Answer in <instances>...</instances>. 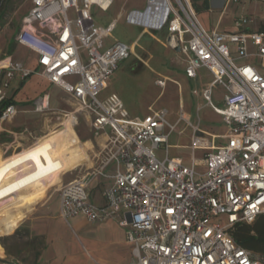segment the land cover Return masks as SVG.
Masks as SVG:
<instances>
[{
  "label": "built area",
  "instance_id": "obj_1",
  "mask_svg": "<svg viewBox=\"0 0 264 264\" xmlns=\"http://www.w3.org/2000/svg\"><path fill=\"white\" fill-rule=\"evenodd\" d=\"M29 2L15 42L36 57L37 69L0 62V121H10L17 113L13 104L2 106L10 82L36 73L61 89L78 111L91 115L89 129L94 135L110 130L99 168L60 187L61 217L81 215L91 223L115 220L132 247L131 264H264V257L239 247L228 233L234 225L251 224L264 214V32L250 35L261 73L257 66L236 63L250 56L244 33L207 32L192 0H146L144 11L125 15L130 25L165 29L188 55L189 79L196 78L200 68L213 75L202 96L228 126L227 143L213 146L194 134L192 165L185 166L168 156L167 142L175 125L166 121L165 111L130 118L116 95L97 97L130 55V46L120 42L104 47L115 23L97 27L90 14V7L106 11L113 0ZM249 21L238 18L235 26ZM156 83L165 85L164 80ZM217 85L226 91L222 107L211 98ZM46 108L45 96L35 100L34 110ZM161 147L165 155L159 159L154 152ZM197 150L204 151L200 161L193 157ZM95 177L111 180L102 192V206L90 202L87 191ZM0 264L23 263L9 257Z\"/></svg>",
  "mask_w": 264,
  "mask_h": 264
},
{
  "label": "crops",
  "instance_id": "obj_2",
  "mask_svg": "<svg viewBox=\"0 0 264 264\" xmlns=\"http://www.w3.org/2000/svg\"><path fill=\"white\" fill-rule=\"evenodd\" d=\"M29 7L27 11L30 9L31 4L29 0ZM247 1H255L261 4H264L262 0H237V1H228L224 2L223 0H192V4L194 10L197 13V17L199 20V14L205 12V21L200 23L203 28L207 32H214L218 34H229V33H239L243 32L246 36L247 41V53L250 55L246 59L237 60V64H249L255 66L259 64V61L254 56L256 54V47L254 46L250 35L253 32H264V18L258 16L255 12H253L250 16H244L242 11L245 8ZM115 4L113 0L112 5L108 8L110 10ZM236 5V15L231 14L230 19H225L227 16L228 8L232 5ZM125 3H123L120 7L121 11H124ZM96 6L90 7L91 9ZM98 8V7H96ZM99 9V8H98ZM238 9H240L239 12ZM100 10V9H99ZM102 11V12H107ZM24 13V15L27 13ZM132 11V10H130ZM129 12V11H128ZM127 12V13H128ZM126 13V14H127ZM213 14L217 15L216 23L212 26L208 21V15ZM241 14V15H240ZM240 15V16H238ZM241 17L248 18L250 21L241 26H235V20ZM94 21V20H93ZM115 23V21H112ZM110 22V23H112ZM109 23V24H110ZM95 24V23H94ZM108 24V25H109ZM128 24V23H127ZM96 25V24H95ZM97 27H102L98 26ZM137 26V25H136ZM21 27V20L19 24V31ZM106 27V26H105ZM104 28V27H103ZM150 30L143 29L142 34H149V36L157 41L151 33ZM152 31V30H151ZM163 31V30H159ZM166 31V30H165ZM16 33H14V41L16 37ZM138 36L135 41L129 44L130 46V55L134 54L135 47L138 46V40L141 37ZM111 37H106L104 39V47L111 46L113 41L106 46L105 41ZM166 41L159 42L164 48H168L176 55H173L167 64L166 69L156 70L149 66V60L152 58L151 53H146L145 56H148L146 59H143L137 55V63L140 66H145L150 69L152 73L156 75L154 79V85L159 89L163 90L167 87V83H173L177 86V89L180 93H182L183 88L181 81L182 74L185 75L186 79H189L185 74V65L188 60V55L184 52L180 51L176 52L174 50L175 42L173 38L165 34ZM171 38V39H169ZM18 52L26 55V60H16L13 58L12 54L8 51L6 54H2L4 58H0V62L7 64L9 62H19L25 68L30 70H36V57L29 52L24 47L18 45ZM229 46L233 52V45L229 43ZM12 49V48H11ZM234 53V52H233ZM129 55V56H130ZM1 56V51H0ZM7 61V62H6ZM245 62V63H242ZM209 77V81L203 83V78ZM158 80H164L165 85L160 87L157 85ZM194 81V84L199 86L200 90H192V95L195 97L201 98L205 103L204 105H198L196 108L197 119L195 123H192L190 120V116H184V112L180 114L179 118L175 122V126L180 122L185 124V127L189 129L190 134L188 136L189 142L183 145H168V156L169 149L171 147L183 149L187 153L179 154L174 156H169L170 158L180 159L183 165L191 166L192 159L191 154L192 150L191 143L194 134L199 135L206 139V141L212 142L213 146H222L227 143L226 134L228 132V126L224 122V119L221 115L217 114L214 109L206 102V100L202 96V92L213 82V75L205 68H200L197 71L196 78L189 79ZM107 87V86H106ZM50 90V91H49ZM214 90L218 93L217 101L222 103L223 106V96L226 91L223 87L217 85L211 91V98L214 104ZM196 92V94H194ZM6 101L9 104H13L17 110L16 116L10 120L1 122L0 121V157L6 158L9 155V152H15L23 149H27L31 155L35 156L45 167L46 176L43 182L44 185L48 183L52 185H58L56 190L73 180H78L85 177L87 174L92 172L93 170L99 168L104 155L105 148L108 142V138L110 136V130L106 129L99 133L98 135H94L90 129L89 124L91 121V115L87 112L78 111V106L73 102L61 89L50 84L47 80L42 79L40 76L36 75L33 77V74L26 78L25 80H20L16 78L12 80L9 84V88L6 91ZM116 95V94H111ZM45 96L47 98V108L41 112L34 110V102L38 98ZM66 96V98H65ZM110 96V95H109ZM122 105L126 110L128 116L130 118H143L149 115L153 111H161L162 109H157L154 107L156 103V99L154 101H148L145 104L147 105L144 111L140 114L133 113L128 110L122 101V99L116 95ZM108 97V96H107ZM106 97V98H107ZM66 99V100H65ZM70 101L71 106L73 108L72 111H69L68 116H74L76 118V124L73 126L74 130H66L64 128V122L61 123L60 127L55 131L45 135V130L47 126V120L51 117L56 118L59 116L57 114L58 111L61 113L64 110H56L59 106H62V102ZM180 100V98H179ZM182 105V104H181ZM215 105V104H214ZM208 106L211 108L213 113L219 117L221 124L223 125V129L219 132L211 130V129H202L200 126V117L198 113L200 110ZM216 106V105H215ZM218 107V106H217ZM166 113V112H165ZM67 116V117H68ZM83 124V125H82ZM173 125V124H172ZM84 126V127H83ZM76 127V128H75ZM185 127L178 132V135H182L185 132ZM195 128L198 129L196 132ZM76 130V131H75ZM164 132H167L165 129ZM174 132V131H173ZM40 134L39 145L37 146L39 149V153L35 154L30 149V144L36 136ZM42 135V136H41ZM92 146V147H91ZM93 149V150H92ZM85 150L87 155V160L81 163L79 166L74 168L72 171L68 172V168L70 167L74 155L79 152ZM95 151V152H94ZM161 152V157H156L162 159L165 155L164 149L161 147L155 152ZM154 152V153H155ZM204 154L203 150H197L194 152L193 157L195 161H200ZM73 156V157H72ZM72 157V158H71ZM22 158L25 163L26 160ZM91 158V159H90ZM8 161V160H7ZM91 162V163H90ZM86 164V165H85ZM88 165V166H87ZM82 166V167H81ZM2 166H0L1 169ZM27 168V163H26ZM25 170V169H24ZM108 170H112V166L108 168ZM197 170L203 171L204 168L201 166H197ZM1 173V171H0ZM3 181V179H2ZM4 183V181H3ZM42 184V183H38ZM111 184V180L101 179L98 177L93 178L88 182L87 191L89 194L90 202L97 206H102L104 204V199L102 196V192L106 187ZM37 185V184H36ZM39 186V185H38ZM40 192L37 195V198L29 202L23 206H16L17 209H22L26 213H30L28 216L24 218L21 222V226L24 225L23 230L32 237H34V241H38L37 244H41L39 246L40 254L37 258V264H131L132 263V247L130 244L126 242L125 230L118 226L115 220H107L104 222H95L91 223L87 221L83 216L78 215L67 220L63 219L60 214V204L58 194L51 200H46V197L40 201ZM49 191V189H48ZM3 250V249H2ZM5 252L3 250L2 256H0V263L6 259ZM9 258V257H7Z\"/></svg>",
  "mask_w": 264,
  "mask_h": 264
},
{
  "label": "rangeland",
  "instance_id": "obj_3",
  "mask_svg": "<svg viewBox=\"0 0 264 264\" xmlns=\"http://www.w3.org/2000/svg\"><path fill=\"white\" fill-rule=\"evenodd\" d=\"M114 1V6L107 12H102L98 8L93 7L91 9V16L94 20V23L102 27H105L110 22L115 21L111 37L105 41L106 46H108V44L113 41H118L120 43L129 45L131 42L135 41L138 36L141 35L143 28L140 26L127 24L125 21V15L130 10L144 11L146 0ZM123 3H125L126 6L124 8V11L122 12L120 7ZM28 7L29 3L27 0H4L3 6L0 10V58H4L2 54H6L8 51H10L12 47L10 53L12 54L14 59L23 61L26 60V55H23L16 49L17 46L13 38L14 33H16L19 28L20 20L24 16V13L27 11ZM239 11L240 9H238L237 12ZM253 12H255L258 16L264 18V4L255 1H247L245 8L242 11V14L244 16H250ZM234 13L236 15L235 4L228 8L227 16L225 17V19H230L231 14ZM72 14L73 12L70 11L69 16H72ZM205 15V12L199 14V20L201 22L205 21ZM208 17L209 23L214 26L216 23L217 15L210 14L208 15ZM149 33H151L155 38H157L159 42L166 41L165 29L163 31L150 30ZM159 42L153 40L149 36V34H142L137 42L138 46L134 49V54L130 55L127 59L121 61L118 64L117 70L107 81L106 89L97 97L99 100H104L107 96L111 94H116L122 99L128 110L138 114L144 111L147 106L145 104L146 102L154 101L157 98L154 107L157 109H162V111L166 112V121L169 124L175 125V122L182 113V110L184 112V116H190L191 122L195 123L197 119L196 108L198 105L201 106L205 103L201 98H197L192 95L191 91L194 89L199 91V86L195 85L194 81L186 79L185 75L182 74V80L180 81L182 84L183 91L182 93H180V95L177 86L173 83H167V87L161 90L154 85V79L156 78V75L145 66L139 67L138 63L136 62L137 58L135 55L146 59L148 56H145V54L151 53L152 58L149 60V66L156 70L166 69L169 60L171 59V57H173V55L176 54L173 53V51H171L170 49L164 48ZM255 66H257V68L262 73V63L256 64ZM36 75L37 74L34 73L33 77H35ZM209 79L211 78H203L202 82L205 83L206 81H209ZM213 93L214 104L218 107H222V103L217 101V91L214 90ZM70 103V101L62 102V106H59V108L56 110H64V112L61 113L60 111H58L57 114H59V116L57 118L56 116L53 118L48 115L50 118L47 120V126L45 130H43L45 132V135H48L49 133L55 131L57 128L60 127L63 120L68 118L67 116L70 113L69 111H72L74 108H72ZM198 115L200 117V126L202 129H211L217 132L223 129V125L221 124L219 117H217L213 113L211 108H209L208 106L203 107L198 113ZM184 127L185 124L183 122H180L178 125L175 126L174 132L169 135L168 144L183 145L189 142L188 136L190 134V131L188 128L185 127V132L182 135H178V132ZM41 138L40 134L36 136V138L32 140L30 146H32L37 140ZM25 149L15 152H9V155L6 158L0 157V166H2L0 169V238L12 236L17 230H19V235L17 236L19 243H31L33 241V243L37 244L38 241L35 242L33 239L34 237L28 235L26 231L23 230L24 225L21 226V222L30 213L26 215V213L22 211V209H17V207H15V205L11 203V200L5 197L1 192L3 181L5 182L7 180L16 179L20 183L26 184V182H24V178L21 176V171L27 168L21 167V161L19 159V157L25 156ZM186 153L187 152L183 149H178L174 147H171V149H169V156ZM155 155L157 157H161V152H155ZM38 185L42 186L40 201L43 200L46 195L47 197L45 201L51 200L52 198H54L53 200H55L57 194L59 197V190H56L58 188V185H52V183H48L47 185H44L42 183L37 184V186ZM221 219L224 220V218ZM7 232L13 233L8 235L6 234ZM8 245H12V242H8ZM28 251H30V249L28 250L27 247L23 250V253L20 256L13 255L12 258L19 260L23 264H31L33 257H29L27 253ZM2 253L3 250L0 247V256H2Z\"/></svg>",
  "mask_w": 264,
  "mask_h": 264
},
{
  "label": "trees",
  "instance_id": "obj_4",
  "mask_svg": "<svg viewBox=\"0 0 264 264\" xmlns=\"http://www.w3.org/2000/svg\"><path fill=\"white\" fill-rule=\"evenodd\" d=\"M3 3L4 0H0V10ZM7 104H9V102L5 101L2 106ZM24 151L25 156L23 158L27 163V169L21 171V176L24 178V182H33L34 184L43 183L46 176L44 165L35 156L31 155L27 149ZM18 231L19 230H17L12 236L0 238V247L4 250L5 255L10 257H13V255L20 256L23 253V250L28 247V250L30 249V251L27 252L29 257H33L31 264H37L36 261L40 254L39 246L42 245V243L36 244L33 243V241L31 243H19L17 237L19 235ZM12 233L7 232L6 234L9 235ZM228 233L239 247L250 251L256 257H264V214L258 216L251 224L239 223L234 225L229 229ZM10 241L12 242V245H8V242Z\"/></svg>",
  "mask_w": 264,
  "mask_h": 264
},
{
  "label": "bare ground",
  "instance_id": "obj_5",
  "mask_svg": "<svg viewBox=\"0 0 264 264\" xmlns=\"http://www.w3.org/2000/svg\"><path fill=\"white\" fill-rule=\"evenodd\" d=\"M75 124H76V118L70 115L68 116L67 119H65L64 128L66 130H71V129L74 130L73 126ZM38 145H39V140H37L32 146H30L31 151L35 154L39 153V149L37 147ZM86 160H87V155H86L85 150L74 155L72 163L70 167L68 168V172L72 171L74 168H76L77 166H79L81 163H83ZM20 161H21V167L26 168L25 161L22 158H20ZM39 190H40L39 187L33 183L23 184V183H20L16 179L5 181L1 188L2 194L8 199H10L11 203L16 206H23L35 200L37 198Z\"/></svg>",
  "mask_w": 264,
  "mask_h": 264
},
{
  "label": "water",
  "instance_id": "obj_6",
  "mask_svg": "<svg viewBox=\"0 0 264 264\" xmlns=\"http://www.w3.org/2000/svg\"><path fill=\"white\" fill-rule=\"evenodd\" d=\"M169 39H171V38H169ZM174 50H175L176 52H179V51H180V47L177 46V47L174 48Z\"/></svg>",
  "mask_w": 264,
  "mask_h": 264
}]
</instances>
